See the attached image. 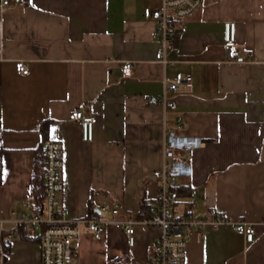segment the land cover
I'll list each match as a JSON object with an SVG mask.
<instances>
[{
	"label": "crops",
	"instance_id": "1",
	"mask_svg": "<svg viewBox=\"0 0 264 264\" xmlns=\"http://www.w3.org/2000/svg\"><path fill=\"white\" fill-rule=\"evenodd\" d=\"M162 4L22 0L1 13L0 219L11 232L0 264H42L40 233L12 221V211L27 210L24 200L37 197L34 176L50 138L64 144L61 200L69 218L137 220L133 245L118 222L100 239L84 225L71 264H150L161 231L138 215L144 202L151 213L157 207L153 172L169 160L172 132L201 138L200 146L177 151L193 169L179 180L188 190L180 212L194 193L196 214L215 207L256 227L248 241L232 225L207 224L189 239L187 264H264V0H203L178 22L172 46L156 35ZM229 21L237 23L238 57L224 47ZM21 60L29 74L20 71ZM128 61L132 72L125 74ZM173 79L181 80L176 89L168 86ZM74 110L95 117L92 140L70 117ZM105 202L118 203L120 212L101 211Z\"/></svg>",
	"mask_w": 264,
	"mask_h": 264
},
{
	"label": "built area",
	"instance_id": "2",
	"mask_svg": "<svg viewBox=\"0 0 264 264\" xmlns=\"http://www.w3.org/2000/svg\"><path fill=\"white\" fill-rule=\"evenodd\" d=\"M22 0H0V15L8 7L20 3ZM203 0H163L162 6L157 10L156 35L162 39L166 46L174 44L178 34L179 21L193 15L202 5ZM238 43L237 23H226L224 47L233 57H238L240 51L236 48ZM165 55V52H164ZM18 66L23 74H29L30 69L25 61H19ZM132 62H125V74L132 72ZM190 82V75L184 78ZM181 80H170V89H176ZM166 105L174 108L173 101L167 100ZM70 117L81 120L83 124L84 139L94 138V116H87L83 110H74ZM201 144V138L180 136L170 133L165 144L167 160L162 168L153 172L154 177L160 180V191L157 207L153 215L142 220L143 223L159 227L161 233L154 244L153 256L150 264H187V244L193 234L203 232L204 227L210 224L218 228L222 224L232 225L237 231L243 233L248 241H253L256 233L255 224L246 220H237L227 216L217 208H211L207 214L195 213L196 195L191 194L189 207L186 213L179 209L180 195L177 190L182 176L193 172L192 165L188 163V155L183 154L177 158L178 150L192 149ZM45 157L44 187L46 198L40 205L37 197L32 194L24 200L27 210L13 209L12 221L25 223L41 236L42 264H71L79 255V242L84 225L100 239L106 232V225L118 222L124 225L129 234L130 243L135 244V223L133 218L117 219L115 217L103 218L91 215L85 218H69L66 209L62 206V192L64 191V144L58 139H47L43 149ZM101 211H110L114 216L121 208L120 205L105 202ZM5 220L0 219V256H6L5 249Z\"/></svg>",
	"mask_w": 264,
	"mask_h": 264
},
{
	"label": "trees",
	"instance_id": "3",
	"mask_svg": "<svg viewBox=\"0 0 264 264\" xmlns=\"http://www.w3.org/2000/svg\"><path fill=\"white\" fill-rule=\"evenodd\" d=\"M2 149H0V182L2 181V175H3V154H2ZM43 158H44V164H40L38 163V166L36 168V173L34 176V181L37 183L38 185V189H37V198L38 201L40 203L43 204V202L45 201L46 198V192H45V187H44V169L45 168V157H44V153H43ZM177 190L179 192V195L182 196L183 194L187 193V186H185L184 184H180L177 187ZM150 212V205L147 202L143 203V208H142V213L138 215L139 218H143V217H151L153 215V213ZM18 229L20 231V233L23 236L29 237L30 236V232L29 229H27V226L24 224H20L18 226ZM11 231L5 232V249H6V253H8L9 250V239H7V235H10ZM9 238V237H8ZM7 255V254H6Z\"/></svg>",
	"mask_w": 264,
	"mask_h": 264
}]
</instances>
